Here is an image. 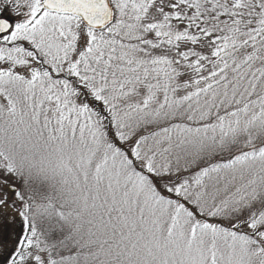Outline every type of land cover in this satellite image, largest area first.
Listing matches in <instances>:
<instances>
[{
  "label": "snow or ice",
  "instance_id": "obj_1",
  "mask_svg": "<svg viewBox=\"0 0 264 264\" xmlns=\"http://www.w3.org/2000/svg\"><path fill=\"white\" fill-rule=\"evenodd\" d=\"M0 264H264V0H0Z\"/></svg>",
  "mask_w": 264,
  "mask_h": 264
}]
</instances>
